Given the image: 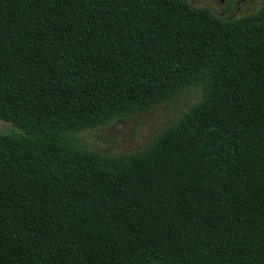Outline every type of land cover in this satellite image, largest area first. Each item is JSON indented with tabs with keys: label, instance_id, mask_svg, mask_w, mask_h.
Listing matches in <instances>:
<instances>
[{
	"label": "trees",
	"instance_id": "trees-1",
	"mask_svg": "<svg viewBox=\"0 0 264 264\" xmlns=\"http://www.w3.org/2000/svg\"><path fill=\"white\" fill-rule=\"evenodd\" d=\"M199 100L142 148L77 133ZM0 264H264V8L0 0Z\"/></svg>",
	"mask_w": 264,
	"mask_h": 264
},
{
	"label": "rangeland",
	"instance_id": "rangeland-1",
	"mask_svg": "<svg viewBox=\"0 0 264 264\" xmlns=\"http://www.w3.org/2000/svg\"><path fill=\"white\" fill-rule=\"evenodd\" d=\"M188 2L196 7L202 6L194 0H188ZM261 8L264 7L259 4L250 8H242L237 16H244ZM201 93L200 87L189 86L172 101L162 102L139 113L114 118L103 125L80 131L76 135L77 139L87 149L103 154L138 150L161 129L179 118L184 111L196 103ZM21 133V130L12 123L0 119L1 135Z\"/></svg>",
	"mask_w": 264,
	"mask_h": 264
},
{
	"label": "flooded vegetation",
	"instance_id": "flooded-vegetation-1",
	"mask_svg": "<svg viewBox=\"0 0 264 264\" xmlns=\"http://www.w3.org/2000/svg\"><path fill=\"white\" fill-rule=\"evenodd\" d=\"M184 1L191 5V3L188 2V0H184ZM194 1L208 8L213 14H215L216 16L222 19L238 18L239 16L237 15L242 8H250L251 6H256L257 4H259L261 7H264V0H194Z\"/></svg>",
	"mask_w": 264,
	"mask_h": 264
}]
</instances>
